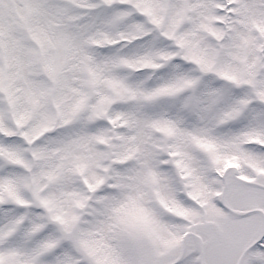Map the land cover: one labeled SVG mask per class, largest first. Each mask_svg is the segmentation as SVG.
<instances>
[{
	"label": "snow or ice",
	"instance_id": "obj_1",
	"mask_svg": "<svg viewBox=\"0 0 264 264\" xmlns=\"http://www.w3.org/2000/svg\"><path fill=\"white\" fill-rule=\"evenodd\" d=\"M0 264H264V0H0Z\"/></svg>",
	"mask_w": 264,
	"mask_h": 264
}]
</instances>
